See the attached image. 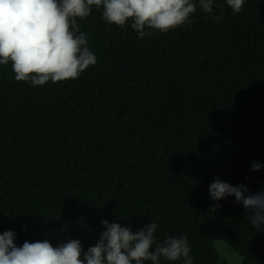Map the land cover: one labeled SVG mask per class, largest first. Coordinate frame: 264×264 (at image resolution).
<instances>
[{"label": "trees", "instance_id": "16d2710c", "mask_svg": "<svg viewBox=\"0 0 264 264\" xmlns=\"http://www.w3.org/2000/svg\"><path fill=\"white\" fill-rule=\"evenodd\" d=\"M215 4L219 23L198 9L144 38L93 7L77 22L97 63L75 80L31 87L0 65V234L86 251L101 220L155 221L160 240L188 234L193 264H228L217 241L264 264V232L235 197L213 211L209 195L216 177L264 191V168L250 170L264 164V0Z\"/></svg>", "mask_w": 264, "mask_h": 264}, {"label": "clouds", "instance_id": "9594fccd", "mask_svg": "<svg viewBox=\"0 0 264 264\" xmlns=\"http://www.w3.org/2000/svg\"><path fill=\"white\" fill-rule=\"evenodd\" d=\"M245 2L225 0L233 14H239ZM93 7L102 11L106 24L124 30L130 26L140 38L191 25L198 9L215 23L223 19V6L215 0H0V65L10 63L15 80L31 87L78 79L97 63L88 34L77 22L86 20ZM262 168L264 164L251 162L252 172ZM209 195L213 211L221 207L219 201L235 197L252 228L264 232V191L251 193L245 185L234 186L216 177L209 185ZM101 225L104 230L86 251L78 239L57 246L48 239L25 240L18 246L17 234L4 231L0 234V264H193L187 233L160 240L155 221L136 231L106 219Z\"/></svg>", "mask_w": 264, "mask_h": 264}, {"label": "rangeland", "instance_id": "374dc122", "mask_svg": "<svg viewBox=\"0 0 264 264\" xmlns=\"http://www.w3.org/2000/svg\"><path fill=\"white\" fill-rule=\"evenodd\" d=\"M214 247L217 253L228 263V264H242V260H238L240 257L238 254L232 252L228 245L223 241H217L214 243ZM219 249V251H218ZM223 253V254H221Z\"/></svg>", "mask_w": 264, "mask_h": 264}]
</instances>
